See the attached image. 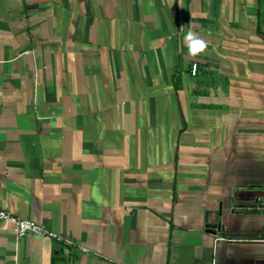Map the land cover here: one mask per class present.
Instances as JSON below:
<instances>
[{
    "label": "crops",
    "instance_id": "0c3cea01",
    "mask_svg": "<svg viewBox=\"0 0 264 264\" xmlns=\"http://www.w3.org/2000/svg\"><path fill=\"white\" fill-rule=\"evenodd\" d=\"M0 210V264H264V1L0 0Z\"/></svg>",
    "mask_w": 264,
    "mask_h": 264
},
{
    "label": "built area",
    "instance_id": "2783aa9c",
    "mask_svg": "<svg viewBox=\"0 0 264 264\" xmlns=\"http://www.w3.org/2000/svg\"><path fill=\"white\" fill-rule=\"evenodd\" d=\"M197 72V65L193 64L191 68L192 75ZM0 221L9 222L14 225V231L17 237H23L27 235L44 236L46 232L39 225L23 218H17L10 213L0 210ZM50 236H52L50 234Z\"/></svg>",
    "mask_w": 264,
    "mask_h": 264
},
{
    "label": "clouds",
    "instance_id": "9594fccd",
    "mask_svg": "<svg viewBox=\"0 0 264 264\" xmlns=\"http://www.w3.org/2000/svg\"><path fill=\"white\" fill-rule=\"evenodd\" d=\"M183 41L188 53L193 56L201 53L207 47V42L192 31H188L185 33Z\"/></svg>",
    "mask_w": 264,
    "mask_h": 264
},
{
    "label": "trees",
    "instance_id": "16d2710c",
    "mask_svg": "<svg viewBox=\"0 0 264 264\" xmlns=\"http://www.w3.org/2000/svg\"><path fill=\"white\" fill-rule=\"evenodd\" d=\"M263 1L264 0H257L259 7H261V5L263 4ZM261 16H262V12L259 9V11H258V22H261Z\"/></svg>",
    "mask_w": 264,
    "mask_h": 264
}]
</instances>
